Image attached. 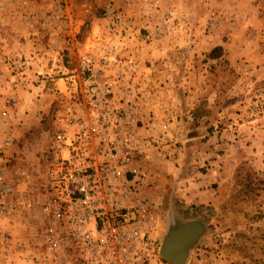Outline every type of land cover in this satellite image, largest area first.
<instances>
[{
	"label": "rangeland",
	"instance_id": "obj_1",
	"mask_svg": "<svg viewBox=\"0 0 264 264\" xmlns=\"http://www.w3.org/2000/svg\"><path fill=\"white\" fill-rule=\"evenodd\" d=\"M20 2L0 0V114L8 115L0 119V141L13 138L8 169L17 204L43 192V153L51 145L58 104L52 81L31 80L50 65L47 55L18 69L12 62L28 59L37 47L43 54L52 41L43 33V19L25 18ZM64 3L77 29L70 39L53 40L64 58L70 44L79 55V44L96 41L98 32L104 42L112 36L119 41L108 32L116 26L107 6L134 30L126 41L141 60V119L154 116L170 127L169 143L141 162L158 241L178 221L198 219L205 230L187 264H264V0ZM216 46L220 56L211 57ZM208 175L218 179L212 182L215 201L185 204L181 191L205 189ZM34 223L24 228L20 216L0 219V264H75L72 248L48 253L40 237H32Z\"/></svg>",
	"mask_w": 264,
	"mask_h": 264
},
{
	"label": "built area",
	"instance_id": "obj_2",
	"mask_svg": "<svg viewBox=\"0 0 264 264\" xmlns=\"http://www.w3.org/2000/svg\"><path fill=\"white\" fill-rule=\"evenodd\" d=\"M64 1L20 2L25 18L43 19V33L52 41L43 54L37 47L30 59L12 62L18 69L47 55L50 65L31 80L52 81L58 104L51 145L43 153V192L36 200H14L15 178L8 169L13 138L0 141V219L20 216L24 228L35 221L32 237H40L48 253L74 249L75 264H169L158 251L157 217L145 192L141 162L169 143L170 127L154 116L141 119L146 95L141 60L126 41L134 30L107 6L116 26L108 32L119 41L112 36L104 42V33L98 32L96 41L79 44V55L70 44L64 58L53 40L70 39L77 30ZM7 116L1 111L0 119Z\"/></svg>",
	"mask_w": 264,
	"mask_h": 264
},
{
	"label": "water",
	"instance_id": "obj_3",
	"mask_svg": "<svg viewBox=\"0 0 264 264\" xmlns=\"http://www.w3.org/2000/svg\"><path fill=\"white\" fill-rule=\"evenodd\" d=\"M205 230L201 220L178 221L168 227L162 236L158 251L160 256L173 264H187L191 251L200 243Z\"/></svg>",
	"mask_w": 264,
	"mask_h": 264
},
{
	"label": "crops",
	"instance_id": "obj_4",
	"mask_svg": "<svg viewBox=\"0 0 264 264\" xmlns=\"http://www.w3.org/2000/svg\"><path fill=\"white\" fill-rule=\"evenodd\" d=\"M16 85L21 87L20 84H16ZM15 91H17V90H15ZM3 92H9V94H14V95L16 94V92H14V90L12 91V89L9 90V89H6L4 87H3ZM236 143H237V141H236ZM205 179H207V177H205ZM214 181H218V179H216L214 177V175L213 176H209L208 175V179L204 183V184H206L208 182L205 189H202L199 192L190 193V194L189 193H185L184 191H181L180 195L184 198V203L185 204H189L190 202H196V203H203V204L206 203L207 204L211 200H212V202H214L215 201V198H214V195H213L214 191H212V189H213L212 182H214ZM209 186L211 188H209Z\"/></svg>",
	"mask_w": 264,
	"mask_h": 264
},
{
	"label": "trees",
	"instance_id": "obj_5",
	"mask_svg": "<svg viewBox=\"0 0 264 264\" xmlns=\"http://www.w3.org/2000/svg\"><path fill=\"white\" fill-rule=\"evenodd\" d=\"M219 50H221V47L220 46H216L209 52V55L211 57H218V56H220V51ZM216 51H219V53H217ZM169 264H171V263H169Z\"/></svg>",
	"mask_w": 264,
	"mask_h": 264
},
{
	"label": "bare ground",
	"instance_id": "obj_6",
	"mask_svg": "<svg viewBox=\"0 0 264 264\" xmlns=\"http://www.w3.org/2000/svg\"><path fill=\"white\" fill-rule=\"evenodd\" d=\"M173 226V225H172ZM167 261V260H166Z\"/></svg>",
	"mask_w": 264,
	"mask_h": 264
}]
</instances>
